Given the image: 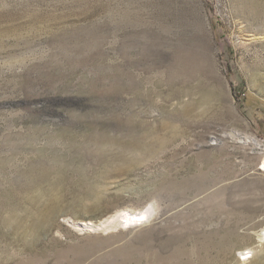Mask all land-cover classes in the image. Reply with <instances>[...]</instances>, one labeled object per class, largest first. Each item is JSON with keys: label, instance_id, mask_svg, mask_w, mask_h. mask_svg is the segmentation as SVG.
Listing matches in <instances>:
<instances>
[{"label": "rangeland", "instance_id": "1", "mask_svg": "<svg viewBox=\"0 0 264 264\" xmlns=\"http://www.w3.org/2000/svg\"><path fill=\"white\" fill-rule=\"evenodd\" d=\"M229 132L264 144V0H0V264H264V148Z\"/></svg>", "mask_w": 264, "mask_h": 264}, {"label": "bare ground", "instance_id": "2", "mask_svg": "<svg viewBox=\"0 0 264 264\" xmlns=\"http://www.w3.org/2000/svg\"><path fill=\"white\" fill-rule=\"evenodd\" d=\"M263 1V0H262ZM200 15L198 16V18L200 19L202 25L204 28H208V21H207V18L205 16V13H204V10L201 8L200 9ZM198 13V14H199ZM206 28V29H207ZM221 75V74H220ZM223 80V78H222ZM191 108H192V105L191 103H187L185 104L182 109H181V114L184 116L186 115H189L190 114V111H191ZM168 129H170V131L173 133V132H176V128L174 127H168ZM169 131V130H168ZM151 140L153 141L152 145L150 146H144V144L142 143L143 140H144V137L141 136V135H135L134 137H132L131 141L132 142H135V145L137 148H139L141 150V152L143 151H147V152H156V151H165L167 147H169L170 145H173L174 144V140L172 139V136L170 137L169 135L167 136H164L162 138H156V134H155V131H153L151 134ZM177 137V136H176ZM175 137V138H176ZM223 137H226V138H230L231 140H238L237 142H239L240 144H243V145H250V146H253L254 148H257V149H263L264 148V144H262V142H260L259 140L256 139L255 136L253 135H246V136H241L238 132H229V133H226L224 134ZM162 151V152H163ZM22 164V163H21ZM260 164V163H259ZM258 164V165H259ZM261 166L264 168V156L262 157L261 159ZM140 167V166H139ZM27 168V167H26ZM134 169V168H133ZM110 170V169H109ZM121 171V170H120ZM52 173V172H51ZM63 173V172H62ZM114 173V172H113ZM36 178V177H35ZM37 182V181H36ZM169 185L171 186H175L177 183L171 181V182H168ZM178 185H180L178 183ZM177 186V185H176ZM182 186V185H180ZM99 187V186H98ZM97 188V187H96ZM180 188V187H179ZM99 190V189H98ZM50 194V193H49ZM107 194V189H102V190H99V191H95L93 189H88L86 190L85 192H79V193H75L71 199V201L68 202V207H71V208H79L82 210V213L83 214H89V215H95L94 217L96 218H103L106 216H104V214L107 213V208L105 205H103V202H104V196ZM137 201H139V199L136 198ZM250 200V199H249ZM186 201V200H185ZM188 201H191L192 202H195V194L187 199L186 202ZM247 201V200H245ZM61 197L58 195L56 196H53V197H50L47 202H46V206H50L51 205V208H52V217H55L56 215L59 214V212H67V211H63V210H60L58 209L59 205H61ZM64 202V201H63ZM250 202V201H248ZM243 203V202H242ZM182 205V204H181ZM247 205V204H245ZM244 205V206H245ZM64 206V205H63ZM242 206V205H241ZM56 208H57V211H56ZM245 208V207H244ZM234 210V209H233ZM236 210V209H235ZM242 210V209H241ZM247 210V209H245ZM254 211V210H253ZM81 212V211H80ZM70 214H72L71 212H68ZM245 213V212H244ZM258 213H260V211L258 212L257 210L255 212H253V214H251V216H248L246 217L245 216V219L249 220V217H254L256 216ZM50 214V213H49ZM82 214V215H83ZM109 214V213H108ZM247 214V213H246ZM250 214V213H248ZM75 215V214H74ZM261 215V214H260ZM40 216L42 218H44L45 216V213L44 212H41L40 213ZM100 216V217H99ZM73 217V216H72ZM159 218H160V215H159ZM256 218V217H254ZM38 219V218H37ZM45 219V218H44ZM153 219H158V211H157V207L156 205L151 202V203H145L139 210L137 211H130V210H127V209H124V208H119V209H115L114 211H112L107 219L104 221V222H101L99 226L102 227V230L103 231H114L116 229H132V228H138V227H141L143 225H146V224H149ZM251 221V220H250ZM37 223H39V219L37 221ZM104 223V224H102ZM247 223V222H246ZM251 223V222H250ZM249 224V223H248ZM244 224H240V226H242ZM239 226V227H240ZM254 226V223L253 225H251L249 228L253 227ZM97 228V227H96ZM242 228V227H241ZM247 229V228H246ZM251 231V230H250ZM247 232V231H246ZM263 232V231H262ZM228 235V234H227ZM187 236V235H186ZM231 236V235H230ZM237 236V234H236ZM259 238L262 240V237L260 235H258ZM226 237V236H224ZM250 235H245V236H241L240 238H237V240H239L240 242H244L247 238H249ZM223 236L220 238L222 239ZM122 239V238H121ZM121 239H116V240H113L111 241L110 244H108V246H113L115 245L116 243H119L121 241ZM224 239V238H223ZM222 239V240H223ZM227 239V238H226ZM224 239V240H226ZM229 239V238H228ZM235 239V238H234ZM233 239V240H234ZM164 240V239H163ZM219 240V239H218ZM221 240V242H222ZM229 241V240H228ZM236 241V240H234ZM169 242V241H168ZM217 242V241H216ZM233 242V241H232ZM248 242V241H247ZM214 243V242H213ZM212 243V244H213ZM174 244V243H173ZM217 245V244H215ZM219 245V243H218ZM233 245V244H232ZM224 246V245H223ZM230 246V244H229ZM217 247V246H216ZM219 247L221 248L222 246L219 245ZM104 248V247H103ZM111 248V247H110ZM218 248V247H217ZM218 248V249H220ZM228 248V246H227ZM226 248V249H227ZM181 250V249H180ZM178 251V250H177ZM176 251V252H177ZM243 251V250H242ZM180 252V251H179ZM182 252V251H181ZM252 252V251H251ZM130 253V252H129ZM128 253V254H129ZM178 253V252H177ZM246 253V252H245ZM182 255V253H180ZM244 253H242L243 255ZM97 255V254H96ZM132 256V255H131ZM127 257V256H126ZM129 257V256H128ZM248 258V256L245 255L244 257V261H246ZM130 260V259H129ZM188 264V263H187ZM192 264V263H191Z\"/></svg>", "mask_w": 264, "mask_h": 264}]
</instances>
